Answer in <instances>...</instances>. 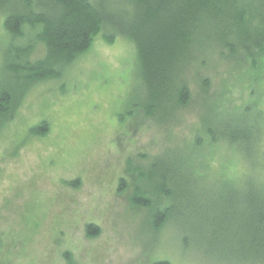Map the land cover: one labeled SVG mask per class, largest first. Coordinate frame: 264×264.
I'll use <instances>...</instances> for the list:
<instances>
[{
	"label": "trees",
	"instance_id": "16d2710c",
	"mask_svg": "<svg viewBox=\"0 0 264 264\" xmlns=\"http://www.w3.org/2000/svg\"><path fill=\"white\" fill-rule=\"evenodd\" d=\"M0 13V129L38 83L66 84L69 70L97 37L109 43L124 38L134 45L145 90L137 105L166 127L191 103L189 73L207 57L244 54L255 64L264 53V0H0ZM201 89L207 93V79ZM249 103L203 99L191 135L153 156L127 159L125 171L135 181L129 202L147 210L143 229L153 242L171 231L184 250L192 246L203 253L238 244L244 261L264 264L263 117L257 100ZM241 111L255 115L253 125L244 123ZM252 129L258 131L255 137ZM49 130L43 119L29 133L44 136ZM241 139L259 148L256 168L244 163L237 174L229 173L226 155L220 166L213 165L211 159L222 149L238 155ZM127 187L120 178L117 191ZM99 232L96 224H86L88 237ZM2 248L0 264H10ZM63 257L77 264L70 252Z\"/></svg>",
	"mask_w": 264,
	"mask_h": 264
},
{
	"label": "rangeland",
	"instance_id": "374dc122",
	"mask_svg": "<svg viewBox=\"0 0 264 264\" xmlns=\"http://www.w3.org/2000/svg\"><path fill=\"white\" fill-rule=\"evenodd\" d=\"M3 34L0 13V40ZM194 70L189 73L192 101L169 127L146 117L137 105L145 90L135 47L124 38L109 43L97 37L69 70L66 84L43 81L29 92L0 129V245L10 264H67L66 251L77 264H154L163 259L171 264H260L244 261L238 244L203 253L192 246L184 250L171 231L153 242L143 229L147 210L130 205L135 181L125 171L127 159L153 156L167 143L191 135L203 99L227 98L230 105L243 107L257 100L264 158V53L255 64L244 54L229 59L214 54ZM203 79L208 80L206 94ZM238 115L253 125L255 115ZM43 119L49 132L30 134ZM236 144L238 155L222 149L211 159L213 165L220 166L218 160L226 155L229 173L237 174L244 163L256 168L259 148L250 139ZM120 178L128 186L123 192L117 191ZM88 223L99 226L97 236L85 234Z\"/></svg>",
	"mask_w": 264,
	"mask_h": 264
}]
</instances>
